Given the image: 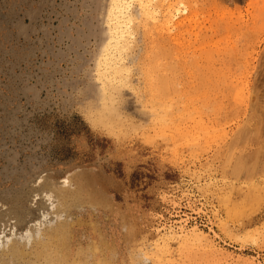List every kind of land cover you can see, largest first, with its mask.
<instances>
[{"label":"rangeland","instance_id":"1","mask_svg":"<svg viewBox=\"0 0 264 264\" xmlns=\"http://www.w3.org/2000/svg\"><path fill=\"white\" fill-rule=\"evenodd\" d=\"M185 2L182 27L134 2L102 82L111 0H0V243L16 203L72 264H264V0Z\"/></svg>","mask_w":264,"mask_h":264},{"label":"bare ground","instance_id":"2","mask_svg":"<svg viewBox=\"0 0 264 264\" xmlns=\"http://www.w3.org/2000/svg\"><path fill=\"white\" fill-rule=\"evenodd\" d=\"M134 2L138 3L142 12L148 13L150 16H152L154 14L153 15L154 20H157V17L155 16L157 14V12L161 11L162 15L164 17V23H163L164 27L171 26V23L175 24L176 27H182L187 22V20L190 18L189 8H188V5L186 4L185 0H180V1L174 2V3L170 2L169 0L168 1H166V0H111L110 6H109V19H108L109 20V30H110V42H109L108 46L105 48L104 54H103V56H104V68H103V71H102L101 77H100L102 79V82H126L125 80L127 79L128 76H125L127 74V72H125L124 66L122 63V60H123L122 54L124 53L123 51L126 50L128 44H130L129 39L131 38L130 36L133 33V29H134V20H135L136 15L133 13V11L131 9V6ZM154 3H155V5H154ZM181 14H185V16H183L182 18L179 17ZM174 18H179V19L174 21ZM160 23H161V21H160ZM143 30H145V29H143ZM135 46H137V45H135ZM145 49H146V47H145ZM154 54H156V53H154ZM158 56H160V54ZM147 57H148V55H147ZM141 65H143V64H141ZM177 66H178V64H177ZM151 69H152V67H151ZM136 70L139 71V67ZM139 73H140V71H139ZM199 73H201V71ZM165 75L163 74V76H165ZM222 75H224V74H222ZM203 79H206V78L203 77ZM168 80L166 82H169ZM213 80L216 81V78L215 79L213 78ZM141 82H142V80H141ZM159 82H161V81H159ZM162 82L165 83V81H162ZM202 82H204V81H202ZM166 84H168V83H166ZM234 85H235V83H234ZM249 86L250 85H248V87ZM112 91H114V90H112ZM157 102H159V101H157ZM109 109H110V107H109ZM158 113H160V112H158ZM9 170H11V169H9ZM9 170L8 171L6 170V174L9 172ZM11 171L13 172V170H11ZM14 171H15V169H14ZM2 177H3V175H2ZM3 179L5 180V178H3ZM6 179H7V177H6ZM8 190L10 191V188ZM1 193L3 194V191ZM47 195H48L49 199H52V194L48 193ZM61 195L63 196L62 199L65 200L66 203H68V196H66L64 189L61 190ZM13 205L14 206H10L8 208V211L11 214H13L12 216H10L8 221H10L12 223L13 228H15L16 230H14L12 232L13 236L9 235V236H7L6 240H1V243H0V264H67L66 263L67 261L69 262V264H72L73 261H76L75 257L83 255V250H81V249L80 250L78 249V251L74 252L75 249L73 248L72 241H71V245H70L67 242H65V239L64 240L58 239V237L61 236V234H60L61 232L63 233V235L67 233V229H66L65 225L59 224L56 227H54V225L52 224V222L54 221V218H53V219H51L45 223V227H42V224H43L42 221L46 220V219L42 220V218L43 217L47 218L49 215V212L43 211L42 217H40L41 215L37 216L35 213V210L32 207L28 206L27 204H25V205L19 204L18 205L16 203H14ZM54 205H55V203L51 202L50 206H48L47 208L48 209L54 208ZM63 205H64V202H63ZM63 211L67 212L66 209ZM56 216H57V218L60 217L59 214H57ZM13 219H14V221H12ZM11 230H12V228H11ZM19 230H20V232H19ZM163 243L165 244V243H167V241L166 242L163 241ZM93 248L98 249L97 245L93 246ZM181 249H183V248H181ZM73 258H74V260L72 261Z\"/></svg>","mask_w":264,"mask_h":264}]
</instances>
